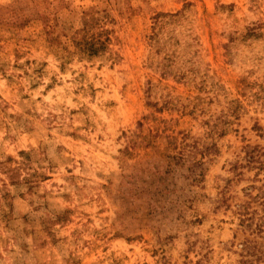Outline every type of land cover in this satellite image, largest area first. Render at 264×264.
I'll use <instances>...</instances> for the list:
<instances>
[{
  "label": "rangeland",
  "instance_id": "obj_1",
  "mask_svg": "<svg viewBox=\"0 0 264 264\" xmlns=\"http://www.w3.org/2000/svg\"><path fill=\"white\" fill-rule=\"evenodd\" d=\"M255 249L264 0H0V264Z\"/></svg>",
  "mask_w": 264,
  "mask_h": 264
},
{
  "label": "trees",
  "instance_id": "obj_2",
  "mask_svg": "<svg viewBox=\"0 0 264 264\" xmlns=\"http://www.w3.org/2000/svg\"><path fill=\"white\" fill-rule=\"evenodd\" d=\"M81 48L84 49L85 52L87 53H96L97 49L100 48V44H102V42L100 41V39L98 37H96L94 34L93 35H85L81 42ZM254 248V246H253ZM255 255H254V260L253 262L250 261V264H264V253L261 252V250L259 251L258 249H255ZM258 261V263H257Z\"/></svg>",
  "mask_w": 264,
  "mask_h": 264
}]
</instances>
